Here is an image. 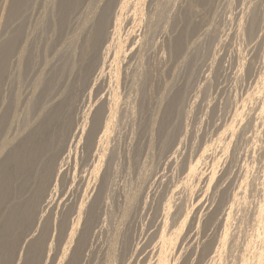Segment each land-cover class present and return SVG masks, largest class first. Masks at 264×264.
<instances>
[{
    "label": "bare ground",
    "instance_id": "6f19581e",
    "mask_svg": "<svg viewBox=\"0 0 264 264\" xmlns=\"http://www.w3.org/2000/svg\"><path fill=\"white\" fill-rule=\"evenodd\" d=\"M198 1L3 0L0 26L23 14L16 64L26 61L29 91L20 113L11 109L17 125L7 137L10 105L0 97V264H35L31 256L53 264L61 244L56 264H264V202L251 231H234L246 170L231 198L223 184L258 105L207 94L218 69L199 73L187 39ZM257 8L236 17L243 40L264 31ZM13 24L0 29V81L20 35ZM196 71L205 73L198 81ZM124 119L128 149L117 143ZM166 170L179 173L176 182ZM168 180L172 191L162 187ZM222 214L215 245L206 232Z\"/></svg>",
    "mask_w": 264,
    "mask_h": 264
},
{
    "label": "rangeland",
    "instance_id": "374dc122",
    "mask_svg": "<svg viewBox=\"0 0 264 264\" xmlns=\"http://www.w3.org/2000/svg\"><path fill=\"white\" fill-rule=\"evenodd\" d=\"M198 2H199V4H197ZM198 2L196 3V7L198 9L196 8L197 9L196 13L193 14L194 19L193 18L191 19V24L195 28L194 27L192 28L191 33H189L187 36V39H188V42L191 41L190 43H192L194 40H190V39H192L194 37L193 38V39H195L194 42L198 45L197 46L198 48H197V47H195L196 44H194V42L192 43L193 49H191V52L194 51L192 53L194 56L192 55L191 63L193 64V67L195 69L197 68L196 70H198L199 73H200L199 69H201V70L203 69V66H201V65H204V64H205L204 67L205 66L206 67L203 69V72H206V70L207 71L209 70V69H207V68H209L207 66H209L210 64H212L214 68L216 67L218 69L216 76H215V74L211 76V79H210L211 85H209L211 87L210 88H209V86L207 87V94L209 95L211 92V95H213V97H216L217 99L219 98V100H222V101H227L228 99L233 101V99L236 98V100L238 102L244 100L245 98L248 97L247 95H249L253 98V100H252V98L248 99L251 101H248V102L246 101L245 108L248 109V107L251 106V104L253 105L255 100L257 102V103L255 102V103L258 105L257 106L258 111H256L255 115H254V117H256L255 120L257 121V123L255 120H253V122L255 121L254 123L256 126L254 127V125L252 124L253 126L251 127V129H248L249 131H247L242 137H240L238 139V142H237V144L239 143L237 145L238 148L235 149L233 154L231 153L232 155L230 154L228 161H227L226 165L224 166L225 169L227 168V170L230 171L229 175H228L229 178L223 182V184L226 187H228L229 192H227V194L230 196L229 198L232 197L233 193H236V191L239 187L238 186L239 182L244 178V177H242V175H245V170H246V175L248 177L245 175V177H246L245 180H247L246 181L247 183L244 182V180H242L243 184L244 183L247 184L245 186L247 193L245 192V194H244V195H246L245 196L246 202L242 203L241 205L238 204V206L235 205L233 207V216L231 218V223H232V227L235 226L234 231H237V230L239 231V229H241V231L243 230L244 232H247V230L251 231V227L254 224V221L252 219L253 217L251 216L252 215L251 212L253 211V209L255 208L256 204L259 201L264 202V185L262 183V175L264 174V113H262V115H260V116H257V113L260 111L259 109L261 107H262V110H264V82L261 81V79H260L263 77L262 75L264 74L263 73L264 72V31H260L261 34H259V36L256 35L258 37V39L254 38L256 40L249 39V38H248L249 39L248 40L247 38L245 39L244 37H243L244 38V40H243L242 37L240 38L241 35L238 34V31H237L238 27L236 25L237 24L236 17H238L240 15V13L243 11V9L244 10L246 9V6L249 5V3L255 4L256 7L260 8L261 10H264V0H209L208 1L209 4L207 3V0H201ZM2 3H3V0H0V13H1V9H2ZM199 8H201V9L199 10ZM260 9H258V10H260ZM261 10L258 11L259 14H262L264 12V11L261 12ZM37 13H38V11H35L34 15L30 18L31 19L30 20V27H33L32 23H33V20L35 23L36 20L34 18H36ZM21 15H19L20 18H19V16H17V17L11 18L10 20H6V21H5V19H3L2 24L4 27L0 26V29L2 28L1 29L2 31H3V29H5L4 30L5 32L8 31L7 28L9 26H11V24H13V23H14L13 25L19 24V28H20V35L18 37V41L16 42L17 45L14 48V50L12 51V53H11L12 55L10 54V56H9V61L7 63L8 66L6 67L7 68L6 74L4 75L3 79L0 81V91H1L0 97H3L4 102H6L8 105H10V109L8 111L9 113H7L8 118L6 120V125H5L6 130L2 131L3 132L2 135L4 137L11 136L14 133L13 131L17 125V122H16V117L14 116V114L12 115L11 113H13L14 110L18 111L17 113H20V110H22L24 108L23 103H25L24 100H25V98H27V94L29 91L28 90L29 87L27 85L28 82H27V73H26V61H23L24 63L22 64V67L20 68L21 70H18L19 66H17L18 64H16L17 63V57L16 56H17V53L19 52L18 50L21 49V47L25 46L24 29H23V14L21 13ZM194 16H196V17H194ZM199 16H200V18H199ZM258 17H260L262 19V21L264 22V14L259 15ZM201 18H203V19H201ZM260 18H258V20H259L258 22L260 24H263V22L261 21ZM199 20H201V21H199ZM205 29L208 31H206ZM196 30L198 32H196ZM202 31H204V33ZM206 32H208V33H206ZM258 32L259 31H257V34H258ZM196 33L199 35V37ZM205 34L207 36L206 39H205ZM209 34H211V35H209ZM237 34H238V36H237ZM201 35H203L204 37L202 36V38H201L200 37ZM207 38H208V40H207ZM220 38L222 40H220ZM196 39H197V41H196ZM202 39L204 41H202ZM193 44H194V46H193ZM201 44L203 45V47H202L203 50L201 48V46H202ZM210 44H211V46H210ZM199 45H200V47H199ZM18 46H20V48ZM207 47L209 48V50ZM24 48H22V49H24ZM198 50H199V52H198ZM207 52L209 55H210V53L212 54L213 52L218 53V55L214 54L215 56H218V57H216L217 59L215 58V56L213 54L211 56H209L207 54ZM202 53H205V55H202ZM200 55H202L203 57L201 58ZM207 55L209 57H212V59L208 58ZM203 58L205 59V62H204ZM206 58L210 59L211 61H215V64L213 62L211 63L210 60H209L210 62H208ZM242 58H244V59H242ZM198 59L202 60L201 63H197L199 61ZM219 61H220V63H219ZM240 61H242L243 63H244V61H246L245 64H247L243 68L242 72L238 71V67H237L238 63L239 64L242 63ZM206 63H208V64L206 65ZM251 63H253V64L251 65ZM221 64L223 66H225L226 69L224 67H222ZM248 65L251 66L252 68L247 67ZM223 68L225 69L224 70L225 72L222 70ZM198 71L195 72V75L193 78V80H194L195 78H197L196 76L199 75L198 78L195 79V81L196 80L198 81L200 75L203 76V74H205V73L202 74V71H201V74H199ZM249 71H251V72L249 73ZM253 82H255V83H253ZM215 86H217V87L215 88ZM258 88L261 91H259ZM208 89H211V90H208ZM18 94H19V96H18V99H19L18 104L19 105L15 104L13 102V99ZM214 94H216V95L214 96ZM254 94H255V96H254ZM258 95H260V97ZM249 102H251V104H249ZM228 105L229 104L226 103L225 108H227ZM11 109L13 111H11ZM247 109H245V110H247ZM260 119H262V120H260ZM128 122H127V120L124 119V123H122V125H120V128H119V130H120L118 133V136H119L118 139L119 140L117 139V141H118L117 143H119L120 149H128L129 145H130L129 141L131 139H130L129 135L130 136L132 135V132H130L132 128H131V122H129V123ZM188 127L190 128V125ZM253 128L255 130H253ZM192 129H194V127ZM120 133H121V135H120ZM254 133L256 136L254 135ZM252 139H253V142H252ZM254 142H256L257 144ZM245 166L247 167L246 169H245ZM166 171L168 174L170 173V174L174 175L173 180L176 179L175 180V182H176L178 177H179V173L177 171L175 173L174 170L172 172L168 171V170H166ZM173 180L172 181L171 180L166 181L165 184L162 185V187H164L165 189H168L170 191L174 190V188H173L174 186L172 185V184H174ZM168 185H169V187H168ZM162 187H159L158 190L159 191L162 190L163 189ZM239 195L241 196V195H243V193L238 194V196ZM240 201H242V199H240ZM229 203H230L229 200H226L224 202V204H223L224 206H222V210H224L223 213L226 212L225 210L230 205ZM243 213H244V215L245 214L246 215L244 216L245 218L243 220H241L240 218H241V216H243ZM225 216H226V214H222V215L218 216L219 221L217 220V223L213 224V226H210L209 229L207 230V232H206L207 238L206 239L210 238L212 240H215V243L217 242V238L220 235L218 233H221V231H222L221 227L224 223V217ZM234 217H235V220H234ZM148 220H149V216H146V220L144 222L146 223V222H148ZM208 231H209V234H208ZM217 244L218 243H216L215 245H217ZM61 246H62V244L60 246H58L57 248L54 247L55 249L53 250V253H55V258L52 261L53 264L57 263L56 261L58 260V257L61 253V250H62ZM31 258L34 259L33 263H35V264H43L44 263V260H41V259L38 260L37 257L31 256ZM206 263L207 264L209 263L208 257H205L203 259L202 264H206ZM9 264H12V261ZM18 264H22V262H20Z\"/></svg>",
    "mask_w": 264,
    "mask_h": 264
}]
</instances>
